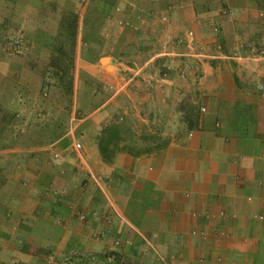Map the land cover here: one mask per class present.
Returning a JSON list of instances; mask_svg holds the SVG:
<instances>
[{
    "label": "crops",
    "instance_id": "0c3cea01",
    "mask_svg": "<svg viewBox=\"0 0 264 264\" xmlns=\"http://www.w3.org/2000/svg\"><path fill=\"white\" fill-rule=\"evenodd\" d=\"M188 30L211 56L188 59V101L205 109L188 132V264H264V60L248 58L264 0H188ZM185 35L186 0H0V264H186V61L162 55ZM115 113L130 122L120 147L163 148L102 158ZM78 166L98 180L82 188Z\"/></svg>",
    "mask_w": 264,
    "mask_h": 264
},
{
    "label": "trees",
    "instance_id": "16d2710c",
    "mask_svg": "<svg viewBox=\"0 0 264 264\" xmlns=\"http://www.w3.org/2000/svg\"><path fill=\"white\" fill-rule=\"evenodd\" d=\"M185 62V58L180 59ZM160 67V74L167 76L171 74L168 70V65H165V61L162 62ZM165 65V67L163 66ZM173 74V72H172ZM178 121L180 123V129L186 131V101L181 100L176 104ZM78 113L80 115L84 114L82 105L79 107ZM200 108L196 102L188 101V132L197 128L200 119ZM130 124L129 119L118 114H114L111 123L104 126L100 132L99 136L95 138L96 147L101 154V157L107 159L115 155L119 151H128V152H137V153H155L163 148L164 142L161 140L160 136H148L143 135L141 139L144 143V146L136 147L135 145H126L123 149V146L120 147L118 143H123V133L126 135L128 133V125ZM84 130V129H83ZM85 131V130H84ZM86 132V131H85ZM78 135V134H77ZM84 135V134H83ZM81 134V137H84ZM128 138H131L129 135ZM85 140L83 141L86 142Z\"/></svg>",
    "mask_w": 264,
    "mask_h": 264
},
{
    "label": "built area",
    "instance_id": "2783aa9c",
    "mask_svg": "<svg viewBox=\"0 0 264 264\" xmlns=\"http://www.w3.org/2000/svg\"><path fill=\"white\" fill-rule=\"evenodd\" d=\"M220 1L223 3L226 2V0H220ZM81 3L84 5L86 3V0H81ZM220 14L222 16L231 17L233 15V11L230 8L224 6L221 8ZM213 32L217 33L218 29L216 27L213 28ZM23 45H24V39L22 37H18L14 40L9 41L6 44L5 51L18 53V52H21L23 50ZM250 53L251 54L248 56L249 60H253V61L264 60V48L259 49L256 47H252ZM162 55H164L166 57H168V56L174 57L175 56V57L186 59V49L184 52H182L180 54H176V55H174L172 52L163 51ZM210 57L211 56H207L204 53V51L196 49L195 33L192 30H188V59L194 60L196 62H204L205 60L209 59ZM212 57L224 58V59H232V58L235 59V58H238L239 56L234 55L233 57H228L226 55L224 56L223 54L217 53V54H214ZM126 68L127 67L123 66V64H121V63H119L117 66V69L119 72H123V70H125ZM127 70H131V72H132L131 77L133 79L134 77H137L141 73L142 67H135V68H131V69L129 68ZM127 70H125V71L127 72ZM257 89L262 92L264 90V85L263 84L259 85L257 87ZM200 111H201V113H204L205 109L201 108ZM72 122H73L74 126H77V124L79 123V120L75 117V118H73ZM52 161L54 164L60 165L62 162V159L59 156V154H55L52 158ZM76 169H77V173L82 178V181H81V187L82 188H87L91 182L98 180V178L94 177L88 170H85L81 166H78ZM100 218H101V220H103L108 225L107 227H110L111 221L105 213H103ZM77 219L80 222H83V221H85L86 218L83 214H77ZM104 236H105V231L100 230L94 235V238L95 239H102ZM117 244L118 243L116 242V245ZM48 260H49V262H54L55 257L49 256ZM65 263L66 264H72V261L69 259H66Z\"/></svg>",
    "mask_w": 264,
    "mask_h": 264
},
{
    "label": "rangeland",
    "instance_id": "374dc122",
    "mask_svg": "<svg viewBox=\"0 0 264 264\" xmlns=\"http://www.w3.org/2000/svg\"><path fill=\"white\" fill-rule=\"evenodd\" d=\"M118 22V24H116ZM121 23V24H120ZM115 24H116V26H118V27H121L122 25H123V21H121V20H115ZM119 61H123V60H119ZM102 63H103V65H105L106 66V69L109 71V72H112L113 71V69L107 64L108 63V59H103L102 60ZM121 73V75H123V72H120ZM170 75L168 74L166 77L168 78ZM172 76H175V74L174 75H172ZM181 76H184V75H181ZM177 79H179V81L180 80H182V77H180L179 75H177ZM174 83L175 84H178L175 88L177 89V91H182L183 92V86L181 85V83L179 84L178 82L176 83V81L174 80ZM179 85H180V87H179ZM181 101V100H180ZM177 102H179V101H177ZM176 102V103H177ZM172 104V103H171ZM169 105H170V102H169ZM167 107V104L165 103V108Z\"/></svg>",
    "mask_w": 264,
    "mask_h": 264
}]
</instances>
